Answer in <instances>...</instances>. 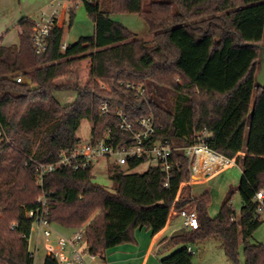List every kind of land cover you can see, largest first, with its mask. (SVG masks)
I'll use <instances>...</instances> for the list:
<instances>
[{
    "label": "trees",
    "instance_id": "1",
    "mask_svg": "<svg viewBox=\"0 0 264 264\" xmlns=\"http://www.w3.org/2000/svg\"><path fill=\"white\" fill-rule=\"evenodd\" d=\"M67 1L72 3L69 26L80 1L94 34L67 45L66 51L64 28L55 27L47 50L37 54L31 40L35 21L28 17L18 22L19 46H4L0 37V264H35L27 213L38 207L40 197L47 200L52 225L73 233L83 230L88 250L100 256L137 243V230L158 234L173 211L196 209L199 229L171 237L169 246L175 249L162 264H194L195 246L220 239L234 264H264V244L250 241L261 225L254 197L264 189V89L256 81L264 45V0H174L177 11L158 1L146 8L144 0H109V10L103 8L104 0ZM110 13L139 15L153 40L144 41ZM86 60L90 72L83 81L80 68ZM68 91L75 98L64 105L56 93ZM103 103L109 108L105 115L100 112ZM118 110L136 128L142 117L154 115L152 142L173 148L168 187L160 167L131 172L147 162L144 158L127 169L109 161L114 190L93 182L94 164L79 170L60 166L38 185L37 165L54 164L62 151L81 144L79 130L86 120L91 143L128 142ZM204 130L208 150L242 164L239 218L231 192L212 217L210 193L193 196L188 186L186 149ZM43 264L57 263L46 256Z\"/></svg>",
    "mask_w": 264,
    "mask_h": 264
},
{
    "label": "built area",
    "instance_id": "2",
    "mask_svg": "<svg viewBox=\"0 0 264 264\" xmlns=\"http://www.w3.org/2000/svg\"><path fill=\"white\" fill-rule=\"evenodd\" d=\"M80 1L75 3L79 5ZM53 7L48 14L41 13L34 22L32 32V44L37 54H43L48 47L53 28H63L68 19H61V9H66L67 15L71 4L67 0H53ZM63 50H67V44L63 45ZM21 82V79H18ZM130 87V86H128ZM108 104L103 103L100 109L102 115L108 112ZM120 118V128L130 134L128 142L120 145L107 143L105 140L91 143L82 142L69 151H62L58 162L54 164H38L36 167V179L38 185L42 186L44 177L47 173L54 172L60 166H69L75 170L87 169L95 162L101 159H115V163L122 166H128L131 162L139 159H146L147 162L154 163L153 166L160 167L166 187L169 186L172 178L174 166L171 161L173 148L160 142H152V137L156 134V119L153 114L142 117L138 121V128L134 126L128 117L121 111L117 112ZM204 136H197L193 146L186 149L189 157L199 149H208L206 137L208 132H202ZM258 203V210L264 213V189L258 191L254 197ZM38 207L27 213V217L32 219L31 234L28 237L29 246L33 241V233L36 235V252L42 248L46 256L51 257L57 264H92L100 255L91 253L86 246V236L83 230H79L70 236L56 232L48 219V204L44 197L38 200ZM182 219V226L185 230H197L200 227V221L196 209L182 210L177 213ZM31 250V249H30ZM189 253L194 250L189 247ZM36 253H34L35 256Z\"/></svg>",
    "mask_w": 264,
    "mask_h": 264
},
{
    "label": "rangeland",
    "instance_id": "3",
    "mask_svg": "<svg viewBox=\"0 0 264 264\" xmlns=\"http://www.w3.org/2000/svg\"><path fill=\"white\" fill-rule=\"evenodd\" d=\"M152 1L171 3L174 7V10L177 11V6L174 0H144V4L146 8ZM103 3L105 5L103 8H105V10H109L110 8L109 0H104ZM52 7L53 5L51 4L49 7L41 11V13L44 12L45 14H48L51 11ZM110 18L124 25L132 32L136 33L141 39H143L146 42H150L154 38L153 34L150 32L148 28L147 23L137 14L110 13ZM68 20L70 21V18H68ZM69 21L66 22V25L64 27V35H63L64 44L67 45L74 44L81 37L92 36L94 34V23L89 17L84 3L80 2V4L75 7V17L72 26H69ZM17 38L19 37L17 36ZM80 72L83 81H87L90 72L89 61L87 60L83 61V63L81 64ZM56 97L62 104L67 105L73 102L75 98V93L73 91L62 92V93L60 92V93H56ZM79 136L81 137L83 142H87L90 140L91 123L89 121L86 120L82 123V126L79 130ZM0 141H1V129H0ZM241 155L245 156V154H241ZM109 161L114 162L115 159L112 158L109 160L108 158H106V159H101L94 163L95 166L93 169V182L101 184L110 190H114V184L111 182L108 176ZM153 165L154 163L152 162H145L142 165H139L131 172L143 173L149 168V166H153ZM123 167L127 169L126 166ZM240 179H241V172L239 168L233 167L228 169V171L223 175L217 176L211 182V184L206 185L208 187L206 190L209 191L211 195L209 214L212 217H215L219 214L221 205L230 192L232 193L231 205L235 210L237 217L238 218L240 217L241 208H242V199L238 190ZM175 221L178 225L179 224L182 225V221L180 219H176ZM52 228L56 232L66 236H69V234L72 233L70 230L64 229L56 224H53ZM36 235L37 234L34 232L33 241L31 243L30 249L33 253H36L35 264H43L46 254L44 253L42 248L39 252L35 251ZM250 241L253 244H264V213L262 214L261 225L254 232L253 237L251 238ZM195 251L196 254L193 258L194 264H227L226 263L227 257L225 256L223 241L221 239L207 240L206 242L199 243L197 246H195ZM243 252H244V246L241 243L240 260L242 263L244 262ZM167 255H162V257H165ZM229 261L230 260L227 261L229 264H234L232 261L230 262Z\"/></svg>",
    "mask_w": 264,
    "mask_h": 264
},
{
    "label": "crops",
    "instance_id": "4",
    "mask_svg": "<svg viewBox=\"0 0 264 264\" xmlns=\"http://www.w3.org/2000/svg\"><path fill=\"white\" fill-rule=\"evenodd\" d=\"M52 3L53 0H0L2 44L7 47L19 46V20L28 17L35 21L41 11ZM60 18H69L65 8L61 9ZM233 167L239 168L242 177V164H238L236 159L229 160L208 149H197L190 157L188 186L193 196L209 192L206 190L208 188L206 185L211 184L217 176L223 175ZM177 213L178 211L172 212L167 226L158 234H154L152 230L146 228L137 230L135 234L137 243H127L110 249L92 264H162V255H169L175 249L169 246V239L185 230L181 224L178 225L175 221L176 219L182 221ZM72 234L73 232L69 236ZM228 260H226L227 264H229Z\"/></svg>",
    "mask_w": 264,
    "mask_h": 264
},
{
    "label": "water",
    "instance_id": "5",
    "mask_svg": "<svg viewBox=\"0 0 264 264\" xmlns=\"http://www.w3.org/2000/svg\"><path fill=\"white\" fill-rule=\"evenodd\" d=\"M258 87L264 89V45L261 47L260 53V71L256 78Z\"/></svg>",
    "mask_w": 264,
    "mask_h": 264
}]
</instances>
